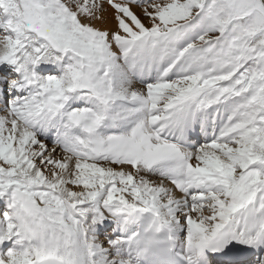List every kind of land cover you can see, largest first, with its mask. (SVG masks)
Listing matches in <instances>:
<instances>
[{
    "label": "snow or ice",
    "instance_id": "snow-or-ice-1",
    "mask_svg": "<svg viewBox=\"0 0 264 264\" xmlns=\"http://www.w3.org/2000/svg\"><path fill=\"white\" fill-rule=\"evenodd\" d=\"M0 264H264V0H0Z\"/></svg>",
    "mask_w": 264,
    "mask_h": 264
}]
</instances>
